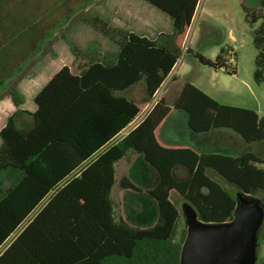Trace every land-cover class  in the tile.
I'll return each mask as SVG.
<instances>
[{
  "label": "trees",
  "instance_id": "trees-1",
  "mask_svg": "<svg viewBox=\"0 0 264 264\" xmlns=\"http://www.w3.org/2000/svg\"><path fill=\"white\" fill-rule=\"evenodd\" d=\"M145 1L171 18L170 49L128 34L116 63L109 65L87 61L66 41L80 74L64 66L46 84L35 98L32 129L17 128L11 118L0 132V264H180L186 236L176 242L183 213L173 195L189 203L199 220L222 224L233 220L236 195L209 171L238 193H264V158L254 153L233 158L163 146L156 132L171 112L164 102L129 135L117 138L147 106L118 93L144 82L149 99L153 97L181 57L199 0ZM85 23L109 35L99 19L90 17ZM262 42L254 38L257 51ZM230 50L221 49L215 61L196 58L204 66L226 71ZM262 55L256 58L258 83ZM12 96L19 107L21 98ZM173 107L189 113L197 132L228 128L248 144L264 142V117L221 105L189 83ZM129 154L137 155L134 168L140 187L128 179L122 186L142 195L131 210L134 226L116 220L112 196L116 165ZM178 168L188 171L186 179L176 177ZM5 181L10 182L8 189L3 188Z\"/></svg>",
  "mask_w": 264,
  "mask_h": 264
},
{
  "label": "rangeland",
  "instance_id": "rangeland-1",
  "mask_svg": "<svg viewBox=\"0 0 264 264\" xmlns=\"http://www.w3.org/2000/svg\"><path fill=\"white\" fill-rule=\"evenodd\" d=\"M96 1L0 0V66L2 67L3 63L10 61L9 64L4 66V68L9 69L4 71L2 67L4 76L11 74V78L13 77L14 69L9 65L13 64L14 60H16L14 64L17 66L15 69L18 71L38 58L35 62L29 64L28 69L22 75L23 77L28 71L31 72L30 68L35 63L59 58L57 60L59 62H57L59 64L58 68L51 71L49 75L54 74L62 66L60 62H66L65 58L60 57L59 54L64 51H67V54L71 53L70 46L66 41L82 44L86 48L85 53L88 54L89 59H93L96 47L100 44L103 46L104 42L108 41L104 38L103 40L85 23L90 17H94L101 12L102 3L96 4ZM212 1L202 0L201 3L202 10L204 12L209 11L212 17H204L200 21L197 19L192 27L193 32L195 26H199L201 29L210 26L209 35L206 38L202 35L197 39L194 37L191 47L194 54L199 52L209 59L223 48L234 49L236 52V74L215 73L208 67L200 65L199 59L191 55L185 58L180 68L182 77L173 90H177L183 83L189 82L209 91L221 105L251 109L264 117L263 55L260 57V61L262 60L260 66L262 83H258L254 76L257 70L256 58L258 54H264V0H241L240 3L234 0H220L219 3H216V0H214V3ZM256 36L263 39L259 51H257L254 44ZM117 42L118 44L122 43L120 36L117 38ZM33 45L37 47L36 50L31 47ZM200 45H202L201 50ZM111 46H113L110 48L111 54L114 55V51H117L119 45L114 46V44H111ZM106 49L108 50V47ZM17 52L18 55L15 56ZM86 60L89 61L87 58ZM14 92H16V86L15 83H12L5 95L10 96ZM143 95V84L129 93V96L136 100L141 99ZM136 159V155L131 154L117 165L116 184L112 194L116 205V220L127 222L133 226L131 210L140 204L139 198L142 195L131 189H125L122 186V180L128 179L131 183L140 187L138 185L139 177L134 168ZM220 183L228 188L227 182L224 180H221ZM9 187L10 182L5 181L3 188L8 189ZM235 189L237 188L235 187ZM227 190L232 191L233 189L229 188ZM237 193L238 191L236 195ZM255 197L264 201V193H258ZM172 200L178 209L182 211L183 200L176 195L172 196ZM46 202L47 199L39 209ZM31 219L32 216L15 234L20 232ZM186 233L185 218L181 216L178 222L176 242L182 243L184 236L187 237ZM13 237L1 250H4L12 242ZM263 258L264 238H260L257 264H261Z\"/></svg>",
  "mask_w": 264,
  "mask_h": 264
},
{
  "label": "crops",
  "instance_id": "crops-1",
  "mask_svg": "<svg viewBox=\"0 0 264 264\" xmlns=\"http://www.w3.org/2000/svg\"><path fill=\"white\" fill-rule=\"evenodd\" d=\"M234 1L240 3L241 0ZM212 2L214 3L215 1L213 0ZM219 2L220 0H216V3ZM97 3H102L101 12H99L98 15L96 14L94 18L99 19L103 23V26H105L106 30L109 32V35H104L103 33L96 32L95 30L94 32L99 35L102 39L104 38L108 41L104 42L103 46L100 44V46L96 47L93 59H89L88 54L85 53L86 48L83 47L82 44L78 42L74 43L72 41L78 47L80 53L85 59L87 58L89 61L97 60L109 65L116 63L117 56L120 52V44H118L117 38L120 36L122 38L123 43L124 38L128 34H135L137 36L147 38L151 41L162 43L164 46L170 49L171 39L169 37L173 34V23L171 18L156 7L150 5L145 0H97L96 4ZM201 3L202 0H199L194 16L192 18V24L188 30L185 42L181 48L180 59L177 61L171 73L166 78L161 87L157 90V92L153 95V97L150 99L148 95H146L145 97V94H147V92L144 82H140L130 87L129 89L118 93V95L126 97L138 104L147 105L142 113H144L148 109V112L150 113L153 108L160 102H164L166 106L171 108L170 114L158 127L156 132L159 142L165 147H187L200 154H218L233 158L240 157L244 153L250 152L254 153L258 157L264 158V142L248 144L237 133H235L232 129L228 128H219L212 129L206 132H197L190 125L189 113L183 109H175L173 107L174 104L180 98L185 85L189 83L185 82L180 88H178L177 90H173L175 85L180 81L182 77V74L180 73V68L184 63L185 58L191 55L194 57H196V55H199L207 60L215 61L219 54V52H216L213 57L209 59L201 55L199 52L195 54L193 53L191 44L194 41V37L197 39V37L202 35V37L206 38L208 37L209 31L211 30L210 26L205 27V29H201L199 26H195L192 32V27L194 26V23L197 19L198 21H200L204 17H212V14L209 11L204 12L202 10ZM111 44H114V46L119 45L117 51H114V55L111 54L110 48L113 47L111 46ZM31 47H34L35 50L37 49L35 45ZM106 47H108V50L106 49ZM201 48L202 45H200V50ZM70 52V54H67V51H64L59 54L60 57L65 58L66 62L61 61L60 63H62V66H60L57 72L52 75L49 74L54 69L58 68L59 62L57 60H59V58L50 59L47 62L35 63L34 66L30 68L31 72L28 71V73L23 77L22 75L28 69L29 64L35 62L38 58L28 63L26 67L19 69V72L15 69L17 68V66L14 64L16 62V60H14V63L9 65L14 69L12 78L11 74H9L8 76H4V74L2 73V69L4 68V66L9 64L10 61L7 63H3V68L0 66V132L3 128L6 127L8 121L11 118L16 127L21 130H30L33 128V115L38 109L35 103V98L46 86V84H48V82L64 66L70 67L78 74H80L81 72V70L76 69L77 63L75 56L71 51V48ZM16 55H18V52L15 54V56ZM199 63L203 67H207L204 66L200 61ZM208 68L213 70L215 73H226L224 72V70H216L210 67ZM5 69L9 68H4V71ZM12 83H15L16 86V92L14 93H16L22 100V103L19 107L15 106L13 102V93L10 96L5 95L6 92L9 90V86L12 85ZM142 84L144 93L143 97L139 100L130 97L129 93ZM193 86L197 87L206 95L214 99L213 95H211V93L206 89H203L202 87L197 85ZM149 113L147 114V116L149 115ZM141 114H139V116ZM257 114L262 117L259 113ZM139 116L123 132H121L119 137H117L118 139L125 138L144 121L143 120L140 123H136ZM1 145L2 141L0 139V147ZM119 163H117V165ZM188 175L189 173L185 168H178L176 170V177L179 180L186 179ZM209 176L218 181L223 180L220 177L216 176L213 171H209ZM226 185L228 186V188L226 187L227 189H233L232 191L229 190V192L233 195H236L237 189H235V187L231 184L227 183Z\"/></svg>",
  "mask_w": 264,
  "mask_h": 264
},
{
  "label": "water",
  "instance_id": "water-1",
  "mask_svg": "<svg viewBox=\"0 0 264 264\" xmlns=\"http://www.w3.org/2000/svg\"><path fill=\"white\" fill-rule=\"evenodd\" d=\"M236 200L233 220L222 224L203 222L189 203L182 205L187 237L180 264H257L264 201L241 192Z\"/></svg>",
  "mask_w": 264,
  "mask_h": 264
},
{
  "label": "built area",
  "instance_id": "built-area-1",
  "mask_svg": "<svg viewBox=\"0 0 264 264\" xmlns=\"http://www.w3.org/2000/svg\"><path fill=\"white\" fill-rule=\"evenodd\" d=\"M236 52L234 51V49L229 51L228 57H227V69L226 71L224 70V72L226 73H230L233 74L236 70ZM148 110H146L144 113H142L139 118L137 119L136 123H140L141 121H143L146 117L147 114L149 113Z\"/></svg>",
  "mask_w": 264,
  "mask_h": 264
}]
</instances>
